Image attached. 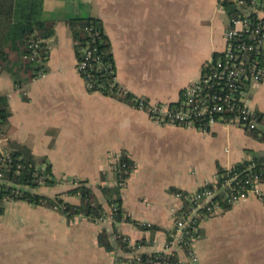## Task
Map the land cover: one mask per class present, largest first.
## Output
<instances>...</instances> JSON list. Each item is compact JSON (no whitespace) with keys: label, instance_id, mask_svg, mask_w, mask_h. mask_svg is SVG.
Segmentation results:
<instances>
[{"label":"crops","instance_id":"crops-1","mask_svg":"<svg viewBox=\"0 0 264 264\" xmlns=\"http://www.w3.org/2000/svg\"><path fill=\"white\" fill-rule=\"evenodd\" d=\"M43 5L42 18L54 22L47 71L20 84L0 66V96L7 97L11 111L1 133L5 146L25 147L37 164H51L55 183L36 192L61 193L79 204V195L65 192L74 179L87 180L107 211L111 206L99 187L117 184L113 164L127 156L135 167L122 188V206L132 220L101 223L25 199L6 200L0 212V264H128L132 250L100 245L104 229L140 242L139 252L163 251L185 204L175 193L216 183L220 166L264 158V139L224 122L208 130L160 123L130 100L89 90L77 69L68 20H102L117 81L132 96L175 102L225 48L228 15L219 0H43ZM21 17L19 0H0L1 61V51L7 63L21 57ZM248 98L264 114V80L249 86ZM199 228L193 245L198 264H264L262 199L251 195L206 214ZM173 247L178 259L191 263L185 250L175 242Z\"/></svg>","mask_w":264,"mask_h":264},{"label":"built area","instance_id":"built-area-1","mask_svg":"<svg viewBox=\"0 0 264 264\" xmlns=\"http://www.w3.org/2000/svg\"><path fill=\"white\" fill-rule=\"evenodd\" d=\"M234 1L239 6L241 13L237 16H228V26L224 31L225 48L205 63L201 77L192 81L182 90L181 98L178 101H150L143 96H132L128 89L118 83L116 65L111 60L104 61L103 57L107 54L97 53V47L93 46L91 41L83 49V57L78 59L77 69L84 77L90 90L96 85V80L89 67L98 62L99 67L111 75L110 88L117 85V94H129L130 101L134 106L146 111L157 122L193 126L203 130H208L215 123L224 122L255 132L264 139V115L251 107L248 98L249 86L264 80V0ZM220 7L225 11L221 1ZM87 29L92 30L93 27H87ZM94 33L100 34V30L97 29ZM41 41L44 40L33 41V55L38 56L40 61H45L47 56H40L39 52ZM49 48L48 40H46L45 49L48 51ZM43 73L45 71L40 72V74ZM15 159L13 151L5 146L0 134V191L1 186L5 183L6 172ZM16 165L17 168L22 167L19 161ZM252 165L255 163L252 162L250 166ZM125 167L126 163L121 159L113 164L117 183L122 187L125 186L127 180V178H122L121 173ZM34 168L38 187L46 186V179L50 178L46 172V164L39 163ZM261 176L260 172L250 171L240 179L235 177L225 179L221 188L208 187L189 193L177 191L175 194L187 203V214L177 218L174 238L166 244L165 249L151 255L146 260L142 259V252H139L143 245L132 242L126 235L119 232H111V238L113 241L127 242L128 247L132 249L133 254L128 260V264H185L180 259L175 260L171 257L174 251V242L178 247L182 244L181 249L183 250H185V245L189 244L190 249L186 252L191 260L190 264H198L199 259L193 245L199 234L192 237L190 242H186L182 236L184 230L206 215L203 209L206 208L211 213L221 209L222 205L218 200L220 194L223 195L222 200L230 205L251 195L264 201V189L262 188L264 180ZM75 183L73 181V184ZM5 200H10V198L6 196ZM53 208L62 210L58 204ZM116 210V205H112L109 211L104 210L95 216V221L117 223ZM138 224L150 226L148 223Z\"/></svg>","mask_w":264,"mask_h":264},{"label":"trees","instance_id":"trees-1","mask_svg":"<svg viewBox=\"0 0 264 264\" xmlns=\"http://www.w3.org/2000/svg\"><path fill=\"white\" fill-rule=\"evenodd\" d=\"M225 9L228 16H237L241 13V10L234 0H219ZM250 1V0H248ZM21 6V20L18 22L19 36H21L20 59L14 63H7V58L5 52L1 51L0 66L12 71L14 80L16 83H22L24 81L30 80L32 78L38 77L41 71H47L45 67V61H40L39 57L33 55L32 43L34 40H44L39 43L40 56H48L49 52L45 49L46 40H48L54 34V22L47 21L42 18L43 11V0H19ZM68 24L73 33V39L75 44V49L78 59L83 57V49L90 43L97 47V53L107 54L103 57L104 61L111 60L114 64L113 53L111 50V44L107 34L104 31L103 23L100 18L86 16V17H73L68 20ZM87 27H93L92 30H88ZM100 30V34L94 33L96 30ZM218 53H215L216 56ZM9 64L13 65L18 69H12ZM89 70L93 74L95 81V86L91 88V91L100 90L104 94L112 95L123 100H130L129 94H117V85L110 88L111 75L107 73L104 69L99 67V63H94L93 66L89 67ZM26 72V76L21 75V72ZM263 114V113H262ZM11 115L8 99L6 96H0V134L3 131L5 124H7L9 117ZM264 115V114H263ZM13 155L16 158L14 163H12L5 175V183L1 186L0 191V212L2 211L3 203L6 201L5 197L8 196L10 200L25 199L36 204H45L47 206L53 207L58 204L61 206L64 214L69 217L80 214L81 216L87 217L91 220H95V216L99 215L105 210L103 204L98 200V196L95 190L88 185L87 180H77L74 186L68 189L65 193L79 195L81 202L79 204H72L67 202L60 194L48 197L36 192L35 189L38 187L36 177L34 175V170L36 166V161L34 160L30 150L19 146L16 151H13ZM17 161L21 162L22 167L17 168ZM46 164V172L50 175V178L46 179L47 185H52L55 180L52 178L51 164L43 160ZM121 161L126 163V167L122 169V178H128L134 169V162L127 156H123ZM252 162L255 165H252ZM260 172L262 173V180H264V158H256L251 161H243L235 164L233 167L226 169L221 166L218 168L217 174L218 178L216 183H208L202 186L199 190L205 188H221L222 183L225 179L235 177L237 179L243 178L248 172ZM122 186L116 184L114 186H100L99 189L105 196L108 204L110 206L116 205L117 210L115 217L118 222L130 221L132 220L130 216L126 215L125 210L122 206ZM19 191V193H17ZM223 195L218 196V200L221 202L222 208L230 206V204L222 200ZM187 203L184 204L181 211L178 213V217L186 216ZM204 214H210L211 211L206 208L203 209ZM200 220V219H199ZM146 227L147 225H141ZM150 227H153L150 225ZM175 233V231H174ZM174 233L169 235V239L174 238ZM200 233L199 221L194 224H190L183 232L182 236L184 241L190 242L192 237H195ZM111 232L108 229H104L98 237L100 245L104 246L108 250H115L121 247L125 251H131L132 249L128 247V243L125 241H113L111 238ZM140 243V242H138ZM182 248V244L179 245ZM190 249L189 244L185 245V251ZM155 253L142 252L141 257L143 260L148 259L151 255ZM171 257L177 260L175 250L173 251Z\"/></svg>","mask_w":264,"mask_h":264}]
</instances>
